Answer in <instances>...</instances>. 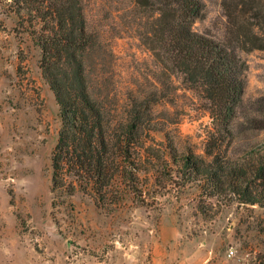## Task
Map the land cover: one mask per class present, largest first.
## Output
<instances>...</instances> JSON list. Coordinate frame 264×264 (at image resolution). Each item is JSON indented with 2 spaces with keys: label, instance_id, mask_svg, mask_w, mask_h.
<instances>
[{
  "label": "rangeland",
  "instance_id": "obj_1",
  "mask_svg": "<svg viewBox=\"0 0 264 264\" xmlns=\"http://www.w3.org/2000/svg\"><path fill=\"white\" fill-rule=\"evenodd\" d=\"M7 2L0 0V264H264V208L220 206L201 199L196 184L158 196L152 207L130 192L113 208L99 207L80 190L70 197L53 193L60 107L43 77L40 47ZM202 2L194 31L234 44L248 68L246 104L230 143V155L239 156L264 143V48L256 45L264 41L252 33L255 25L264 28V0L242 11L236 9L241 0ZM84 3L90 31L114 53L108 60L113 94L130 104L148 98L151 118L170 131L179 150L205 155L212 126L206 104L180 79L158 81L161 67L151 50L157 7L135 0Z\"/></svg>",
  "mask_w": 264,
  "mask_h": 264
},
{
  "label": "trees",
  "instance_id": "obj_2",
  "mask_svg": "<svg viewBox=\"0 0 264 264\" xmlns=\"http://www.w3.org/2000/svg\"><path fill=\"white\" fill-rule=\"evenodd\" d=\"M7 1L10 13L18 16L40 47V68L60 107L53 193L70 197L80 190L99 207L113 208L130 192L137 202L152 207L158 196L196 184L201 199L216 200L220 206L237 202L264 208V143L239 156L230 155L234 123L246 104L247 64L234 44L194 31L204 9L202 0L135 2L158 10L151 50L161 67L159 83L164 84V78L180 79L206 104L212 126L205 155L180 151L170 131L151 118L148 98L135 97L130 104L113 94L108 60L114 53L90 31L84 0ZM226 8L232 18V8ZM246 8L256 9L255 0H241L236 7ZM259 13L260 20L264 15ZM255 27V41H264L263 24ZM149 180L151 187L146 186ZM201 211L207 215L202 207Z\"/></svg>",
  "mask_w": 264,
  "mask_h": 264
}]
</instances>
